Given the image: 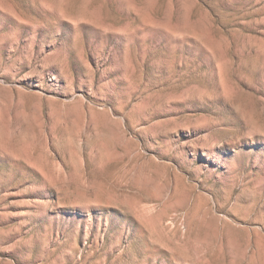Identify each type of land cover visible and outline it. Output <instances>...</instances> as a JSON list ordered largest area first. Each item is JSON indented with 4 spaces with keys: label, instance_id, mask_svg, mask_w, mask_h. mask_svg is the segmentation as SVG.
Returning a JSON list of instances; mask_svg holds the SVG:
<instances>
[{
    "label": "rangeland",
    "instance_id": "374dc122",
    "mask_svg": "<svg viewBox=\"0 0 264 264\" xmlns=\"http://www.w3.org/2000/svg\"><path fill=\"white\" fill-rule=\"evenodd\" d=\"M0 264H264V0H0Z\"/></svg>",
    "mask_w": 264,
    "mask_h": 264
}]
</instances>
